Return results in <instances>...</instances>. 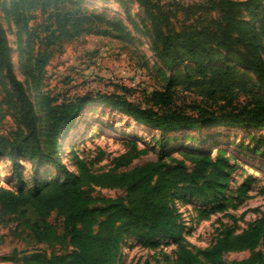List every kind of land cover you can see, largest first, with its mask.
Returning <instances> with one entry per match:
<instances>
[{
    "label": "trees",
    "instance_id": "16d2710c",
    "mask_svg": "<svg viewBox=\"0 0 264 264\" xmlns=\"http://www.w3.org/2000/svg\"><path fill=\"white\" fill-rule=\"evenodd\" d=\"M29 1L31 12L47 14L38 26L45 36L30 33L26 63L20 67L36 91L50 55L43 47L82 35L124 42H132L135 34L145 35L159 61L164 86L151 91L144 103L117 92L73 99L37 93L35 103L28 86L14 73L0 24V120L10 117L14 123L13 129L0 135V163L8 161L17 178L16 187L0 185V225L10 224L23 214L22 209L31 207L41 220L27 223L36 243L67 241L72 247L66 253L36 249L23 257V263L119 264L122 240L131 237L143 247H155L162 239L177 245V264H264V217L238 233L225 229L210 246L195 249L185 239L186 225L173 204L177 195L210 205L208 213L227 209L226 193L237 166L228 147L219 145L220 134L247 132L251 144L240 149L264 156V137L252 133L264 132V0H208L191 6L135 0L144 14L139 22L128 13L126 2L117 0L130 27L79 1L68 8L57 0L55 7L53 0ZM17 5L13 3L10 10L15 12ZM203 12L213 17L205 19ZM179 88L197 100L187 108L177 106ZM95 106L159 132L156 159L128 168L150 151L137 149L133 140L131 150L109 170L94 171L75 155V171H71L62 161L63 140L80 124L87 126L83 111ZM75 138L67 149L79 140ZM179 138L182 143L174 156L168 147ZM22 162L35 173L49 168L56 174L45 180L35 178L27 186ZM248 187L249 178L236 189V196L247 195ZM99 189L122 190L124 195L105 197L97 194ZM52 213L60 217V225L47 223ZM240 252L250 254L241 260H224L227 253ZM17 254L3 255L1 261L16 263Z\"/></svg>",
    "mask_w": 264,
    "mask_h": 264
},
{
    "label": "rangeland",
    "instance_id": "374dc122",
    "mask_svg": "<svg viewBox=\"0 0 264 264\" xmlns=\"http://www.w3.org/2000/svg\"><path fill=\"white\" fill-rule=\"evenodd\" d=\"M62 7H74V2L86 8H96L110 16H116L128 24L124 8L117 0H57ZM128 13L139 22L144 17L143 10L135 0H124ZM245 1V0H235ZM177 2L183 6L206 4L208 0H162V3ZM17 3L18 9L13 12L10 6ZM29 0H0V24L3 28L8 45L11 49V62L17 78L23 81L31 92L32 101H37V93H50L61 99H73L84 95L113 93L125 95L136 103H144L146 96L153 90L164 86L162 76L158 74L159 61L149 49L150 42L145 35L135 34L132 42L114 40L108 37L82 35L71 40L63 39L52 46H45L49 52L48 62L42 72L41 84L38 91L30 83L29 76L20 72L21 65L26 63L27 51L25 42L30 33L36 31L40 37L45 36L38 26L44 22L47 14L40 10L29 9ZM56 3L53 0L52 7ZM17 13H21L18 16ZM245 14V12H244ZM205 19L213 14L202 13ZM179 19L182 16L179 14ZM130 27V25L128 24ZM30 70V69H29ZM38 76V74H36ZM177 106L189 107L197 98L191 93L176 90ZM36 96V97H35ZM94 110H84L83 114L89 120V127L85 130V123L80 124L71 134L79 139L65 146L62 161L71 171H75L74 159L78 155L91 165L94 171L109 170L120 156L127 154L134 140L137 149L149 148L147 155L141 156L130 164L128 168L138 166L147 161L155 160L160 146L156 143L160 133L142 126H138L126 116L104 106H95ZM42 115V114H40ZM14 128L10 117L0 120V135L6 134ZM255 136L264 137L263 131H252ZM179 138L169 145L168 150L177 155V145L182 143ZM219 145L228 147V155L237 170L233 174L230 189L226 193L227 209L223 212L208 213L201 201L173 197V204L181 214L186 225L184 231L186 241L195 249H204L216 241L225 229L234 233L241 232L255 219L264 217V156L256 155L240 149L241 145H250L247 132L222 133L217 137ZM228 144V145H227ZM72 154H69V151ZM215 152V150H214ZM264 153V150H262ZM25 168L22 173L27 186H31L35 178L45 180L54 176L55 171L43 168L37 173L30 164L22 162ZM249 178L247 195L236 196V189ZM17 178L8 161L0 163V185L8 188L16 187ZM97 194L105 197L117 198L124 195L122 190L99 189ZM22 215L10 224L0 225V264H24L23 257L31 251L39 249L50 253L71 252L72 247L63 241L36 243L34 235L27 227V223L40 222L37 213L31 207L21 210ZM47 223L60 225L61 219L52 213ZM16 251V263L3 262V255ZM178 247L168 240L162 239L155 247H143L131 237H124L121 243L119 264H177ZM249 252L227 253L225 261L241 260L249 256Z\"/></svg>",
    "mask_w": 264,
    "mask_h": 264
},
{
    "label": "bare ground",
    "instance_id": "6f19581e",
    "mask_svg": "<svg viewBox=\"0 0 264 264\" xmlns=\"http://www.w3.org/2000/svg\"><path fill=\"white\" fill-rule=\"evenodd\" d=\"M89 127V125L87 124V126H85V130L84 132H86V129ZM71 138V135H69L68 137H66L64 140H63V150L65 148V146L67 145V142L68 140Z\"/></svg>",
    "mask_w": 264,
    "mask_h": 264
}]
</instances>
